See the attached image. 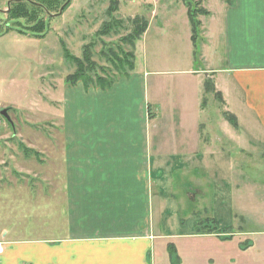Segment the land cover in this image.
I'll return each mask as SVG.
<instances>
[{
    "label": "rangeland",
    "instance_id": "374dc122",
    "mask_svg": "<svg viewBox=\"0 0 264 264\" xmlns=\"http://www.w3.org/2000/svg\"><path fill=\"white\" fill-rule=\"evenodd\" d=\"M233 2L0 0V188L24 186L38 199L41 184L53 182L55 175L47 168L55 169L68 89L80 83L86 90L100 88V81H130L145 72V96L156 113L151 128L159 153L154 155H161L163 165L169 160L170 165L183 164L189 155L170 151L166 127L173 114L170 105L178 101L181 93L185 100L183 89L180 92L177 85L185 87L190 81L185 72H167L158 77L150 73L151 65L156 56H179L177 67L187 70L185 58L191 42L185 23L189 8L199 23L195 70L207 66L202 58L221 57L222 41L207 40L204 29L210 10L215 12ZM143 20L149 23V34L133 43L131 38ZM105 29L107 34L103 33ZM86 48L92 53L93 70L85 67L83 74H77L75 57L83 58ZM121 51L126 55L132 53L137 64L128 78V67L118 69L113 65L123 56ZM75 74L78 81L71 82L69 78ZM141 99L137 91V102ZM208 99L207 108L198 112V119L207 125L203 135L210 141L209 168L164 166L158 171L157 182L162 191L159 197L168 207L160 206L157 211L155 232L164 238L154 246L156 260L158 264H264V134L253 130L238 115L241 126L235 133L239 135L236 139L229 128L223 127L229 125L220 113L225 107L218 97L210 94ZM4 108H9L10 120L1 114ZM183 117L191 119L188 112ZM222 131L225 137L221 141ZM193 156V162L198 164L205 157ZM30 212L31 220L41 217L34 208ZM195 234L213 238H193Z\"/></svg>",
    "mask_w": 264,
    "mask_h": 264
},
{
    "label": "crops",
    "instance_id": "0c3cea01",
    "mask_svg": "<svg viewBox=\"0 0 264 264\" xmlns=\"http://www.w3.org/2000/svg\"><path fill=\"white\" fill-rule=\"evenodd\" d=\"M216 10H210L204 31L207 40L222 41L221 57L208 55L202 58L207 66L195 70L196 47L186 9L185 29L191 42L187 70L177 67L179 56H156L151 65L150 73L158 77L167 72L188 75L185 87L177 85L185 100L181 93L170 105L173 114L166 127L170 151L189 155L188 159L179 166L170 165V160L163 165L161 155H154L158 147L151 124L156 113L145 96L148 72L140 74L141 79L139 74L130 81L120 78L107 89L86 90L81 83L68 89L55 169L47 165L55 175L53 182L41 184L39 200L24 186L0 188V264H158L154 246L164 237L155 232L157 211L168 207L159 197L158 171L164 166L209 168L210 141L203 135L207 125L198 119V112L207 108L208 96L218 97L225 107L219 111L229 125L223 127L236 139L241 126L238 115L264 134V0H234L233 5ZM148 34L149 23L141 38ZM210 85L214 88L208 90ZM82 99L87 102L81 103ZM186 112L190 121L183 117ZM225 112L236 116L238 126ZM222 135L221 141L223 131ZM193 155L205 157L198 164ZM32 208L40 212L39 219H30Z\"/></svg>",
    "mask_w": 264,
    "mask_h": 264
},
{
    "label": "trees",
    "instance_id": "16d2710c",
    "mask_svg": "<svg viewBox=\"0 0 264 264\" xmlns=\"http://www.w3.org/2000/svg\"><path fill=\"white\" fill-rule=\"evenodd\" d=\"M188 14H189L190 21H191V24H192V29H193L192 39L194 41L195 47L197 48L198 44H197V35H196V33L198 31V28H199V23L196 20V14H195V12L193 10H191L190 8L188 10ZM136 21L139 22V19H136ZM147 27H148V22L145 21V20H143L142 21V26L141 27H137V29H136L137 32H136L135 36H133L131 38V42L135 43V41H137L138 39H140L141 36L143 35V33L146 31ZM108 32H109L108 29H105L103 31L104 34H107ZM121 54L123 56L122 57H119L118 60H116L113 65L119 67L118 69H120V68L122 69V67H124V66H125V69L128 67V69L125 70L126 71V75L125 76H127V74H130L128 72L133 71L134 68H135L134 57H133V54L132 53H131V55H126V54H124V52H122ZM91 57H92V53H91V51H90L89 48H86L85 49V53L83 55V58L75 57V60L74 61L78 65V72H79L77 74H80V72L83 74L85 67L86 68H89L90 71L93 70L94 62L91 59ZM130 57H132V58H130ZM77 74L72 75L69 78L71 82L77 80L76 79V77H78ZM98 79H101L102 80L101 77H99ZM98 84H99L100 88L107 89V88H109V87L112 86L113 81L112 80L106 81V82L104 81L103 83L100 81ZM212 87L213 86L210 85V87L208 88V90H211ZM225 116L231 122L232 125L238 126V120H237V118H236L235 115L226 112L225 113Z\"/></svg>",
    "mask_w": 264,
    "mask_h": 264
},
{
    "label": "water",
    "instance_id": "95a60500",
    "mask_svg": "<svg viewBox=\"0 0 264 264\" xmlns=\"http://www.w3.org/2000/svg\"><path fill=\"white\" fill-rule=\"evenodd\" d=\"M9 108L1 109V114L4 115L8 120H10V116L8 115Z\"/></svg>",
    "mask_w": 264,
    "mask_h": 264
}]
</instances>
